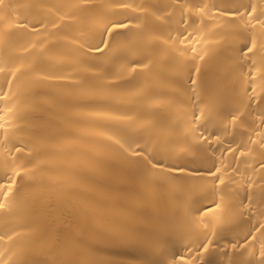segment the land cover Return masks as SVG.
<instances>
[{"label": "bare ground", "instance_id": "obj_1", "mask_svg": "<svg viewBox=\"0 0 264 264\" xmlns=\"http://www.w3.org/2000/svg\"><path fill=\"white\" fill-rule=\"evenodd\" d=\"M258 21L264 0H3L0 264L264 260Z\"/></svg>", "mask_w": 264, "mask_h": 264}, {"label": "snow or ice", "instance_id": "obj_2", "mask_svg": "<svg viewBox=\"0 0 264 264\" xmlns=\"http://www.w3.org/2000/svg\"><path fill=\"white\" fill-rule=\"evenodd\" d=\"M0 4H3V0H0ZM253 12L255 11V8L252 7L251 9ZM200 11H203V9L201 8ZM258 23H261L262 25H264V21H258ZM254 27V26H253ZM111 28L113 29H123V28H127V25L125 23H123L122 21H118V22H114L111 25ZM108 30H106L107 33ZM104 43V41H102V44ZM107 46V45H105ZM256 48V42L254 39L249 38V41L245 44V46L241 49V57L246 56L248 53H252L253 49ZM97 51L102 52V49L100 46L96 47ZM201 59H203L201 57ZM251 62V61H250ZM254 63V62H253ZM4 69L0 68V72H2ZM195 71H199L198 69H195ZM14 75V74H13ZM193 84H195V81H192ZM198 122V117L193 121ZM143 137H141L142 139ZM117 144H119V141L116 142ZM126 143L128 144V148H123V145H120L121 148H123V150L128 153V155L141 162V164L147 168L149 171H156L159 172L162 169L160 168V166L162 164H164V160L163 159H158L156 154L150 149V147L148 146L147 143L141 145L139 143H137L135 140H127ZM18 151V150H17ZM184 165H171V171H169L167 173V175H173L176 171H180L183 172L184 171ZM195 171H200L199 169H196ZM208 174L209 177H214L215 180H217L220 184H224V180L221 178V176L217 175V173L220 172L219 168H208L205 170ZM13 176H19L21 175V172H17V171H13L12 173ZM193 178H198V179H203L204 177H193ZM4 180L8 181V183L14 184L15 181L9 177L7 174L4 177ZM0 188H4L5 190V198L7 196V194L11 191L10 187H5V185L3 183H0ZM219 207L218 203H215L214 205H206L205 209L202 211H210L212 209V207ZM5 208V204L3 202H0V209H4ZM212 241L208 240L207 242H204L200 245V248H202L204 251L208 250V245L211 244ZM232 247H235V245H232ZM199 251V249L197 250ZM227 253H225L226 255ZM261 257H264V251H261L260 253ZM181 261H183V257H181ZM161 264H166V262L162 261ZM259 264H264V260H261L259 262Z\"/></svg>", "mask_w": 264, "mask_h": 264}]
</instances>
